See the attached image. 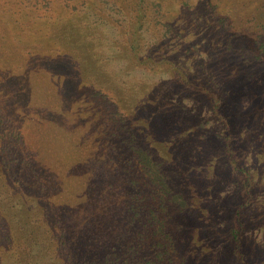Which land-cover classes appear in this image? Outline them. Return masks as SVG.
Returning a JSON list of instances; mask_svg holds the SVG:
<instances>
[{"label":"rangeland","instance_id":"1","mask_svg":"<svg viewBox=\"0 0 264 264\" xmlns=\"http://www.w3.org/2000/svg\"><path fill=\"white\" fill-rule=\"evenodd\" d=\"M36 1L38 5L33 6L28 0H0V107L19 124L26 123V145L28 149L31 144L34 147L31 150L38 167L37 183H42L46 194L40 190L24 196L16 192L5 198L19 208L31 205L22 211L34 213L44 225L59 226L68 236H75L77 244L72 247L80 254H94L103 245L113 243L118 227L128 217L130 203L139 191L146 189V180L138 169L129 170L124 156L110 153L105 146L101 149L106 125L100 117L102 110L89 95L92 84H88L91 80L87 76L91 75L94 84L103 88L109 86V77L96 66H90L91 73L87 65H81L83 57L89 59L97 51L121 54L112 44L117 39L105 38L110 28L101 25L102 21L112 23L120 15L119 3L113 6L110 0ZM211 1L216 4V12L229 19L226 33L235 39L232 41L236 54L226 51L227 37H223L222 28L209 18L207 11H198L201 14L197 17L196 8L182 9L177 0H169L167 7L178 17L177 24L186 16L201 22L200 35H204L203 42L208 41L211 57L206 56L207 49H200V56L206 58V67L200 71L209 69L213 75L205 76L203 72L196 77L189 72L193 84L183 83L180 75L195 69V55L191 56L190 67L183 65L171 72L149 66L138 71L130 69L131 83L126 88L129 103L123 100V107L128 109L132 126L157 156L165 160L170 171H178L179 177L173 174L176 182L188 189L198 216L193 222L187 214L179 215L174 229L187 248L191 264H264V54L259 59L254 57L261 53L256 39L263 31L264 0ZM196 3L193 0L186 6L197 7ZM93 21L97 22L88 32L85 29L89 24L82 23ZM61 32L67 33V39H58ZM178 33H185L180 43L168 39L167 45L176 44L169 51L162 48L156 54L185 52L198 38L194 26H182ZM90 35L96 38L94 42H90ZM149 48L146 50L151 53ZM44 65L50 68L41 71ZM206 84L219 88V94L223 93L221 101L212 103L209 96L205 98ZM227 97L232 98L233 104L229 113L221 103ZM147 103L153 114L165 109L164 117L176 113L174 117L181 120L176 126L181 130L178 132L174 126L171 133L159 134L140 112ZM71 109L76 114L69 112ZM87 113L89 120L82 123L81 118ZM229 114L236 115L237 123L239 116L243 121L257 118L256 126L262 125V130H255L247 122L238 123L234 130ZM45 119L57 121L59 130L47 127ZM167 124L168 128L172 125ZM177 137L182 138L179 143H188H184L187 150L191 149L184 160L178 159L176 153ZM205 148L211 155L202 151ZM240 168L243 170L238 171ZM32 182L36 183L34 179ZM0 183H15L2 163ZM140 197L145 198L142 194ZM232 226L238 231V238L231 232ZM48 264L65 261L60 254H53Z\"/></svg>","mask_w":264,"mask_h":264},{"label":"trees","instance_id":"2","mask_svg":"<svg viewBox=\"0 0 264 264\" xmlns=\"http://www.w3.org/2000/svg\"><path fill=\"white\" fill-rule=\"evenodd\" d=\"M173 1L175 2V0ZM28 2L33 6L38 5L36 0H28ZM168 2L169 0H110V4L113 6H117L119 3L117 7L120 15L114 17L112 23L102 21L101 25L110 28V32L105 35V38L108 36V40L117 39L112 44L117 46V50L121 54L117 56L116 54L97 51L89 59L83 57L81 60V65L83 68L84 65H87L89 72L92 73L90 66H96L104 71L105 77H109L107 80L109 86L103 88L102 85L94 84L91 75L88 74L87 76L88 81L91 80L88 84H92L89 95L97 102L98 109L102 110L100 117L104 118L106 125L103 131L104 136L101 138V149L105 146L110 153L124 156V163L129 166V170L136 171L138 169L139 174L146 180L144 183L146 189L139 191V195L137 193V197L130 203L128 217L122 223L123 226L118 227L111 245H103L94 254L89 251L80 254L78 250H74L72 247L77 244L75 236H68V232L59 226L44 225L43 219L34 213L22 211L24 207L26 209L32 207L31 205L27 204L19 208L17 204L5 198L6 195L12 197L16 192L22 196L32 192L36 193L38 190L42 195L46 193L42 183H37L40 180L38 173H36L38 167L35 165L36 161L31 150L34 147L31 144L32 147L29 145L31 149H28L26 145L28 137L26 131L29 134L25 127L26 123L19 124L0 107V163L7 170L9 177L15 180V183H0V264H48L49 257L53 254L55 257L60 254L65 264H191L190 257L187 255V248L178 239L177 229H174V226L176 227L175 221L179 215L185 213L188 219L190 218L193 222L198 216L193 210L188 189L186 190L180 181L176 182V177H179L178 171L175 169L170 171L165 160L157 156L154 149L145 142L144 136L132 126L128 109L123 107V100L129 103L126 88L131 83L129 79V76L132 75L130 69L138 71L139 69H148L147 66H149L153 69L161 68L171 72L182 68L183 65L189 64L190 67L191 56L195 55L197 56L194 60L195 69L180 75L184 79L183 83L186 85L193 84L188 76L189 72L196 77L202 75L203 72L206 73L205 76L213 75L209 69L200 71L202 67H206L204 61L206 58L200 56V49H207L204 50L206 56L211 57L210 45L206 46L208 41L206 40L207 43L203 42L204 35H200L201 22L188 20L186 16L177 24L178 17H174L173 13L169 12ZM177 2L182 9L187 8L194 11L196 8L197 17L201 14L198 11H207L209 18L216 20L219 28H222L223 37H227L226 51L236 52L235 44L232 41L233 36L226 33L227 30L229 32V19L227 16H221L216 12V4L211 0H196L199 5L192 8L186 5L192 3L193 0H177ZM204 3L205 6H203ZM174 4L177 5V3ZM111 16L113 15L109 17ZM95 22L97 21L83 22L82 25L89 24L85 30L90 32L89 29ZM186 25L194 26L198 34L196 41L192 42L193 47L186 48L185 52H178L175 55H157L156 51L160 52L162 48L164 52L169 51L176 44L173 42L167 45L168 39H174L180 43L179 39L184 37L185 33H178V29L182 26L186 27ZM262 28L263 31L258 34L256 39V44H258L261 52L254 55L256 59L264 54V23ZM90 37H92L90 42H94L96 38L92 35ZM58 39H67V33L61 32ZM198 42L200 46H203L202 48L198 46ZM183 44L185 47L186 43ZM146 47H151L149 50L152 52L148 53ZM71 48H73L72 45ZM91 48L90 45L89 49ZM81 50L87 52L85 46ZM122 54L125 59H122ZM89 62L91 63L89 64ZM111 66H114V69ZM41 67L43 68L41 71L50 68L47 65ZM127 67L128 70L125 71ZM108 72L109 74H107ZM205 87L207 91H197L201 93L204 91L205 98L209 96L212 103L222 100L223 93L219 94V88L216 90L208 87L207 84L204 85ZM196 89H199V85ZM228 92L229 89H227L226 94ZM214 97H218V99L215 100ZM227 99H223L221 103H224L223 108L229 113L233 110V104L232 98L227 97ZM221 103L218 105L221 106ZM166 111L167 109L163 112L157 110L159 113L153 114L147 103L141 106L140 112L142 116L147 118L151 127H156L155 129L159 134L171 133L174 126L179 132L181 128H177L176 123L181 120L174 117L176 113H168L170 115L164 117L163 114ZM69 112L76 114L74 109ZM88 115L89 113H87V117L81 118L82 123L89 120ZM243 115L244 118L248 116L246 112ZM235 116L229 114V118L232 120L229 124L234 130L237 129L238 123L242 125L246 122L255 130H262V125L256 126L257 118L243 121L239 116L237 123ZM163 121L166 123L164 124ZM43 122L47 127L59 130L57 121L46 120ZM167 122L172 124L170 128H168ZM172 134L176 135L174 132ZM180 139L182 138L177 137L175 139V148L178 159L184 160L190 156L188 154H190L191 149L187 150L184 145L185 143L188 146L187 142L179 143ZM243 147L247 146L244 144ZM206 148L202 151H207V154L211 155V152ZM227 157L225 155V158ZM197 161L200 163V160ZM240 170L243 169H238V171ZM33 179L36 183L32 182ZM132 181L136 182L135 180ZM245 183H248V178ZM132 184L135 185L136 183ZM140 194L145 198H141ZM146 199L147 203H144ZM231 228L233 229V226ZM231 232L235 238H238L236 229L231 230ZM69 247L70 249H68Z\"/></svg>","mask_w":264,"mask_h":264}]
</instances>
